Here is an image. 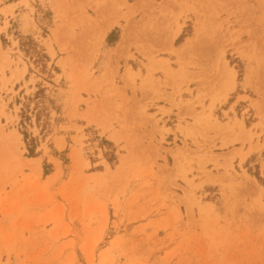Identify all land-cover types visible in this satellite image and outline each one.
Returning a JSON list of instances; mask_svg holds the SVG:
<instances>
[{
    "label": "rangeland",
    "instance_id": "rangeland-1",
    "mask_svg": "<svg viewBox=\"0 0 264 264\" xmlns=\"http://www.w3.org/2000/svg\"><path fill=\"white\" fill-rule=\"evenodd\" d=\"M0 264H264V0H0Z\"/></svg>",
    "mask_w": 264,
    "mask_h": 264
},
{
    "label": "crops",
    "instance_id": "crops-1",
    "mask_svg": "<svg viewBox=\"0 0 264 264\" xmlns=\"http://www.w3.org/2000/svg\"><path fill=\"white\" fill-rule=\"evenodd\" d=\"M126 96L130 98L128 92H126ZM136 98L137 100H139L138 101L139 103L130 102L128 104L127 102H122L121 105L117 109H115L114 112L110 114L108 119H96V120L101 125L100 133L101 131H104V129L106 128L108 129L107 131H104V135L108 139L110 138V136H113V138L117 139L118 142H120V144L126 143L127 146H130L132 149H142L143 147L148 145L150 141L149 135H152L155 140L157 141L159 140L160 137L159 129L162 127V125L165 128L169 127L167 126V118L169 116H165V115L162 116L160 112L157 110H153V112H150L149 110H147V106H145L144 108V103L142 104V102H140L141 99L140 94H137ZM118 101H120V98H118L117 102ZM153 107L156 108L161 107L164 109L169 108L165 104V102H161V101H159L158 103H154ZM171 113H174V109H171ZM152 115L155 116L150 118L149 116ZM247 147L248 145H245L243 149L244 152L247 150ZM239 148L240 145L237 143L227 147V152L224 153L230 154L233 151L238 150ZM254 155H256V151L249 153L245 157V161L250 159ZM234 162L237 163L238 158H236ZM232 165H234V163H232ZM56 172L57 171H55V173Z\"/></svg>",
    "mask_w": 264,
    "mask_h": 264
},
{
    "label": "bare ground",
    "instance_id": "bare-ground-1",
    "mask_svg": "<svg viewBox=\"0 0 264 264\" xmlns=\"http://www.w3.org/2000/svg\"><path fill=\"white\" fill-rule=\"evenodd\" d=\"M259 1V0H258ZM256 2V1H255ZM257 3V2H256ZM257 4H259V2L257 3ZM257 9V8H256ZM261 9V11H263V8L261 7L260 8ZM262 15V14H261ZM184 48V47H183ZM190 49V48H189ZM50 50H52V49H50ZM52 52V51H51ZM225 71H224V74H223V77L225 78V86H224V91H223V93H222V97L223 98H226L228 95H229V93L230 92H232L233 90H234V88H235V80H234V73L232 72V70L229 68V67H227V65L225 64ZM129 71H130V73H132L131 72V70H130V68H129ZM248 178V177H247ZM249 180V179H248ZM201 211L200 212H205L206 210L205 209H200ZM203 216V215H202Z\"/></svg>",
    "mask_w": 264,
    "mask_h": 264
}]
</instances>
